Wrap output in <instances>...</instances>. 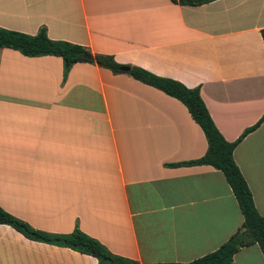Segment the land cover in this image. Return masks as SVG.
Segmentation results:
<instances>
[{
	"label": "crops",
	"instance_id": "1",
	"mask_svg": "<svg viewBox=\"0 0 264 264\" xmlns=\"http://www.w3.org/2000/svg\"><path fill=\"white\" fill-rule=\"evenodd\" d=\"M0 27L80 44L198 87L226 141L264 114V0H0ZM206 141L175 98L93 63L0 47V207L35 229L76 226L138 263L187 262L217 248L242 215L220 170L168 166ZM232 158L264 216V119ZM0 264H96L0 224ZM228 264H264L257 244Z\"/></svg>",
	"mask_w": 264,
	"mask_h": 264
},
{
	"label": "trees",
	"instance_id": "2",
	"mask_svg": "<svg viewBox=\"0 0 264 264\" xmlns=\"http://www.w3.org/2000/svg\"><path fill=\"white\" fill-rule=\"evenodd\" d=\"M172 1L180 4L198 5L211 0ZM259 34L264 46V28L259 29ZM0 47L15 49L26 56H58L62 62L63 78L73 63L81 61L93 63L98 67L109 69L113 73L123 72L119 70L122 65L115 62L111 55L92 53L87 47L80 44L49 39L43 27L34 35L0 27ZM125 66L128 67L126 73L132 78L178 100L204 135L206 149L200 157L190 161L170 163L168 166L210 165L220 170L242 215L239 227L212 251L187 262H152L142 264H228L237 250L253 243L257 244L264 258V216L259 215L256 211L250 190L232 158L234 147L246 134L253 131L260 124L264 119V114L255 123L244 128L234 140L226 141L213 124L199 96L198 87L189 88L178 81L156 76L140 67ZM0 224L10 226L25 238L68 247L77 252L91 255L96 259V264H140L136 260L109 252L96 239L82 233L76 226L69 233H49L33 228L24 220L9 214L1 207Z\"/></svg>",
	"mask_w": 264,
	"mask_h": 264
},
{
	"label": "water",
	"instance_id": "3",
	"mask_svg": "<svg viewBox=\"0 0 264 264\" xmlns=\"http://www.w3.org/2000/svg\"><path fill=\"white\" fill-rule=\"evenodd\" d=\"M119 70L123 71V72H126V71H128V67L125 66V65H122V66L119 67Z\"/></svg>",
	"mask_w": 264,
	"mask_h": 264
}]
</instances>
